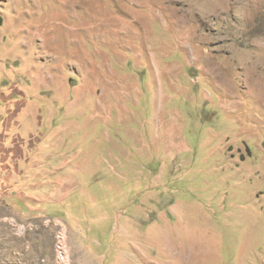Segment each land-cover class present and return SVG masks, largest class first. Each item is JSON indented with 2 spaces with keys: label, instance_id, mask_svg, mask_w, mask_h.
Segmentation results:
<instances>
[{
  "label": "rangeland",
  "instance_id": "obj_1",
  "mask_svg": "<svg viewBox=\"0 0 264 264\" xmlns=\"http://www.w3.org/2000/svg\"><path fill=\"white\" fill-rule=\"evenodd\" d=\"M3 109L68 159L72 264H264V0H0Z\"/></svg>",
  "mask_w": 264,
  "mask_h": 264
},
{
  "label": "crops",
  "instance_id": "obj_2",
  "mask_svg": "<svg viewBox=\"0 0 264 264\" xmlns=\"http://www.w3.org/2000/svg\"><path fill=\"white\" fill-rule=\"evenodd\" d=\"M0 112L7 113L3 114L6 118L0 115V213L9 214L22 221L33 220L39 227L42 226L44 217L63 220L59 214L66 217L78 212L81 215L80 209L83 205L77 201L79 198L76 203L72 198L76 192L72 190L71 195L67 192L68 159L51 151L54 146L44 139V134L33 133L32 136L27 133L28 139L22 140L19 131V123L23 121L22 111L15 116L11 115V109H3ZM34 134L38 138H35ZM79 192V197L80 194L93 197L91 189ZM1 215L0 264H5V254L16 256L21 259L22 264H30L28 260L40 255L52 254L53 239L44 240L38 230L13 244L10 243L1 231L4 222ZM66 225L69 229L67 223ZM41 231L51 233V230L46 228Z\"/></svg>",
  "mask_w": 264,
  "mask_h": 264
},
{
  "label": "built area",
  "instance_id": "obj_3",
  "mask_svg": "<svg viewBox=\"0 0 264 264\" xmlns=\"http://www.w3.org/2000/svg\"><path fill=\"white\" fill-rule=\"evenodd\" d=\"M45 223L53 224L55 229V241L53 245L54 257L56 264H72V258L70 254V248L68 244V227L66 223L59 218H44ZM11 224L19 231H24L26 228L31 227L30 224L21 226L11 221Z\"/></svg>",
  "mask_w": 264,
  "mask_h": 264
}]
</instances>
